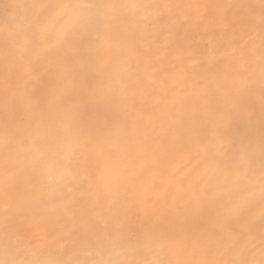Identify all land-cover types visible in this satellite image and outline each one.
Wrapping results in <instances>:
<instances>
[{
  "label": "snow or ice",
  "instance_id": "obj_1",
  "mask_svg": "<svg viewBox=\"0 0 264 264\" xmlns=\"http://www.w3.org/2000/svg\"><path fill=\"white\" fill-rule=\"evenodd\" d=\"M0 264H264V0H0Z\"/></svg>",
  "mask_w": 264,
  "mask_h": 264
}]
</instances>
